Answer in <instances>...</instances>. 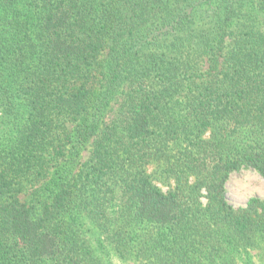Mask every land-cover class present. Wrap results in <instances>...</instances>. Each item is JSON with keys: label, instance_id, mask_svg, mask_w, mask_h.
<instances>
[{"label": "trees", "instance_id": "16d2710c", "mask_svg": "<svg viewBox=\"0 0 264 264\" xmlns=\"http://www.w3.org/2000/svg\"><path fill=\"white\" fill-rule=\"evenodd\" d=\"M241 168L264 0H0V264H264Z\"/></svg>", "mask_w": 264, "mask_h": 264}, {"label": "rangeland", "instance_id": "374dc122", "mask_svg": "<svg viewBox=\"0 0 264 264\" xmlns=\"http://www.w3.org/2000/svg\"><path fill=\"white\" fill-rule=\"evenodd\" d=\"M89 148L81 153V160L88 158ZM160 186V185H158ZM163 190L165 187L160 186ZM225 197L234 208H243L251 199L264 200V179L250 168H241L232 172L225 183ZM111 264H132L119 262L110 257Z\"/></svg>", "mask_w": 264, "mask_h": 264}]
</instances>
